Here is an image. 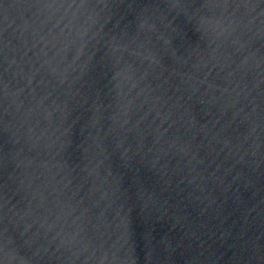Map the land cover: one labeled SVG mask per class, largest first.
<instances>
[{"label":"water","instance_id":"obj_1","mask_svg":"<svg viewBox=\"0 0 264 264\" xmlns=\"http://www.w3.org/2000/svg\"><path fill=\"white\" fill-rule=\"evenodd\" d=\"M0 264H264V0H0Z\"/></svg>","mask_w":264,"mask_h":264}]
</instances>
